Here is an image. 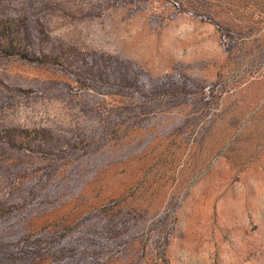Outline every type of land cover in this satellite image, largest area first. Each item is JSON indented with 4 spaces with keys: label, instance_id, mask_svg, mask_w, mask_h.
I'll return each mask as SVG.
<instances>
[{
    "label": "rangeland",
    "instance_id": "obj_1",
    "mask_svg": "<svg viewBox=\"0 0 264 264\" xmlns=\"http://www.w3.org/2000/svg\"><path fill=\"white\" fill-rule=\"evenodd\" d=\"M0 264H264V0H0Z\"/></svg>",
    "mask_w": 264,
    "mask_h": 264
}]
</instances>
